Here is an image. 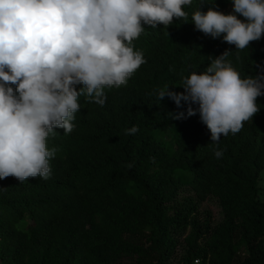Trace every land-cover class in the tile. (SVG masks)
<instances>
[{"label": "trees", "instance_id": "16d2710c", "mask_svg": "<svg viewBox=\"0 0 264 264\" xmlns=\"http://www.w3.org/2000/svg\"><path fill=\"white\" fill-rule=\"evenodd\" d=\"M233 3L192 0L187 22L144 25L132 44L146 62L104 88L103 106L79 96L73 130L47 137L49 178L0 179V264H264V95L240 131L215 142L198 111L157 95L184 92L183 79L225 51L242 79L264 77V35L237 49L192 22L199 9L236 14ZM204 203L218 205L219 225L200 221Z\"/></svg>", "mask_w": 264, "mask_h": 264}, {"label": "clouds", "instance_id": "9594fccd", "mask_svg": "<svg viewBox=\"0 0 264 264\" xmlns=\"http://www.w3.org/2000/svg\"><path fill=\"white\" fill-rule=\"evenodd\" d=\"M192 0H0V179L13 176L48 179L46 139L55 128L70 133L78 97L86 93L104 105L105 87L127 83L146 61L133 40L144 25L155 28L184 18ZM234 13L213 8L192 14L195 28L212 38L245 49L264 35V0H234ZM211 60L206 71L184 78V92H158L177 107L184 101L187 116L197 113L211 140L235 134L260 110L264 77L242 79L226 57ZM211 59V57H209ZM15 84L14 89L9 86ZM83 87L77 91L75 85ZM18 93V96L16 95ZM192 104H197L194 109ZM179 113L177 119L183 118ZM128 134L137 127L126 130ZM222 150L215 151L220 158ZM195 264H202L201 259Z\"/></svg>", "mask_w": 264, "mask_h": 264}, {"label": "rangeland", "instance_id": "374dc122", "mask_svg": "<svg viewBox=\"0 0 264 264\" xmlns=\"http://www.w3.org/2000/svg\"><path fill=\"white\" fill-rule=\"evenodd\" d=\"M261 185L264 188V174L261 178ZM201 210L199 211V219L201 222L207 220L210 222V225L217 226L223 220V214L219 209L218 205L215 203H204L201 205Z\"/></svg>", "mask_w": 264, "mask_h": 264}]
</instances>
